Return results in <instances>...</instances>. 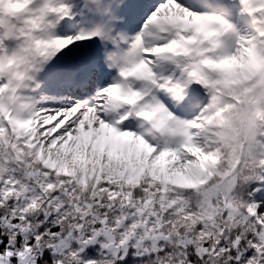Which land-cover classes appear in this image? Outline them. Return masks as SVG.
<instances>
[{
  "label": "snow or ice",
  "instance_id": "snow-or-ice-1",
  "mask_svg": "<svg viewBox=\"0 0 264 264\" xmlns=\"http://www.w3.org/2000/svg\"><path fill=\"white\" fill-rule=\"evenodd\" d=\"M0 264H264V0H0Z\"/></svg>",
  "mask_w": 264,
  "mask_h": 264
}]
</instances>
